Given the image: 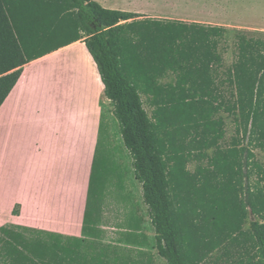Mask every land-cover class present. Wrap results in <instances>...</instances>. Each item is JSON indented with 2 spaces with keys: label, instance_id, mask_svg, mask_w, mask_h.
I'll return each instance as SVG.
<instances>
[{
  "label": "trees",
  "instance_id": "obj_1",
  "mask_svg": "<svg viewBox=\"0 0 264 264\" xmlns=\"http://www.w3.org/2000/svg\"><path fill=\"white\" fill-rule=\"evenodd\" d=\"M227 36L224 26L139 20L93 0H0V108L25 65L85 38L142 184L158 256L167 264H264V164L256 155L264 153V35L237 31L228 68ZM224 115L235 126L230 141ZM98 232L87 216L82 238L3 227L0 261L148 264L135 253L112 261L117 251L96 242ZM144 237L124 241L142 247Z\"/></svg>",
  "mask_w": 264,
  "mask_h": 264
},
{
  "label": "crops",
  "instance_id": "obj_2",
  "mask_svg": "<svg viewBox=\"0 0 264 264\" xmlns=\"http://www.w3.org/2000/svg\"><path fill=\"white\" fill-rule=\"evenodd\" d=\"M93 1L105 9L137 14L139 20L224 26L228 30L241 26L264 33V0H259L260 23L238 22L245 17L242 15L229 19L228 5L237 4V0ZM252 9L258 12L256 6ZM169 81L171 78L164 80ZM113 110L85 38L24 66L0 108V157L8 165L0 228H12L33 238H82L87 216L89 227L99 230L96 242L114 249L123 245L120 231H136L145 237L140 239L142 247L134 246V260L148 264L164 260L153 249L156 234L127 149L122 147L120 164L131 171L125 184L133 207L119 208L107 199L104 186L98 192L100 197L93 193L94 165L98 166L104 140L109 152L116 146L114 129L118 123ZM118 254H112L111 260L120 258Z\"/></svg>",
  "mask_w": 264,
  "mask_h": 264
},
{
  "label": "rangeland",
  "instance_id": "obj_3",
  "mask_svg": "<svg viewBox=\"0 0 264 264\" xmlns=\"http://www.w3.org/2000/svg\"><path fill=\"white\" fill-rule=\"evenodd\" d=\"M256 2H257L256 4H253L251 0H237L236 2L237 4L228 5V7H230L231 9L235 11H232L230 9V12H228V14L226 15L229 19H232V18L239 19V15L245 16L244 18L239 19L240 21L238 22L260 23L261 14L259 13V11L261 9V5H259L260 4L259 0L258 1L256 0ZM255 6L258 9L257 13H253L252 8H254ZM240 29L242 31L243 30L246 31L245 33H248L255 37H260L264 35V33L251 32L249 31L250 28L249 29L243 28L241 26L229 28L227 39L221 45V52L224 55L225 66L227 68L231 67L233 63L235 62V59H236L235 34L237 33V31H240ZM146 109L149 115H151L152 110L148 106H146ZM224 117L226 119V128H227V139L226 140L230 141V139L233 137L235 133V126H234L233 118L227 117L226 115H224ZM115 121L116 123H118L117 120ZM106 129L107 128L105 126L103 137H105L106 135L105 134ZM114 135L116 139V146L114 147L113 151L109 152V149L105 147L106 145L105 140H104V147L102 146L101 148L102 150L100 152V157H99L97 171H96L98 184H96V190L94 193H95V197L97 196V194L100 197V193L98 192L104 186L103 192H105V194L107 193L108 195L107 199L114 200L119 208H123L127 210L128 208H132L133 205L131 204L132 197L130 193L128 194V188L125 183L131 171H133V169L129 172L130 169L128 167L126 168V166H124L123 168L121 166L122 163L120 164V156H121L120 153L122 151V147H124V149L126 148L122 142V136H121L119 124H117L116 128L114 129ZM117 142H119V144ZM256 155H257V159L261 163L264 164V153H262L261 151H257ZM130 159H128L127 162H130L131 161ZM194 167H195L194 165H191L190 169L194 170ZM7 169H8V165L4 157L1 156L0 157V201L5 198L6 193H7V185H6ZM123 175H124V178H123ZM253 220L254 218L251 217L250 222ZM249 223L247 227H249ZM131 233L137 234L136 231H132ZM128 234L130 233H124L122 231L119 232V236H121L122 238H126ZM122 244L123 245H119L117 248H115V250L120 255L123 256L124 254H130V253L132 254L136 252L134 249L136 248L134 247L135 244H128L126 241H124ZM0 264H2L1 261H0ZM157 264H167V262L164 260L158 259Z\"/></svg>",
  "mask_w": 264,
  "mask_h": 264
}]
</instances>
